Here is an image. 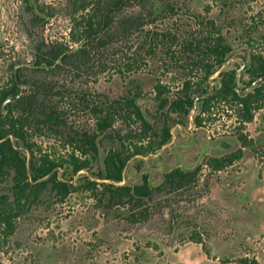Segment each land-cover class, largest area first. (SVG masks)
I'll return each mask as SVG.
<instances>
[{"label":"rangeland","instance_id":"obj_1","mask_svg":"<svg viewBox=\"0 0 264 264\" xmlns=\"http://www.w3.org/2000/svg\"><path fill=\"white\" fill-rule=\"evenodd\" d=\"M176 2L172 15L158 16L143 29L149 28L159 38L161 33H168L181 39L201 32L200 23L213 20L233 47L223 68L236 69L241 75L238 88L250 92L253 84L247 85L249 76L241 66L252 52L264 55V0ZM82 3L38 0L35 5L42 9L38 12L42 20L32 21L23 0H0V86L9 80L13 64L25 68L19 73L21 78L46 77L57 82L68 131L94 126L82 95L94 100L116 98L136 86L141 91L138 103L145 116L160 135L167 127L171 136L162 145L156 142L146 155L129 158L124 169L123 183H140L145 174L153 188L143 216L131 217L127 205L105 208L82 187L63 201L45 189L39 202L16 217L9 234L0 233V264H196L198 259L190 258L199 248L204 252L202 244L209 250L202 264H240L241 258L264 264V104L242 127L253 143L243 147L239 159L215 170L205 159L240 147L239 123L233 109L217 104L203 115L202 125L196 126L193 117L199 112L198 102L185 117L169 112L165 119L157 106L154 85L158 81L177 90L186 78L171 60V55H180L175 43L171 47L158 45L152 55H147L138 48L146 31L137 32L113 38L106 48L91 49L88 63L78 68L65 66L56 74L33 69L35 46L40 41L78 46L71 41V14ZM140 10L142 5H130L119 14H138ZM135 52H140L144 63L131 70L123 68ZM210 78L211 92L220 78L217 71ZM113 130L123 135L129 128L117 121ZM113 130L110 135H101L100 156L114 146ZM36 141L59 156L65 157L71 150L63 137L43 136ZM196 166H200L196 179L187 186L157 188L173 168ZM95 170L91 167L89 174ZM59 175L75 185L84 180L81 171L72 174L60 170ZM10 183H0V192L7 191ZM196 234L202 243L190 240Z\"/></svg>","mask_w":264,"mask_h":264},{"label":"trees","instance_id":"obj_2","mask_svg":"<svg viewBox=\"0 0 264 264\" xmlns=\"http://www.w3.org/2000/svg\"><path fill=\"white\" fill-rule=\"evenodd\" d=\"M23 1L31 20H42L38 15L42 9L35 5L38 0ZM130 5H142V10L138 14H119ZM176 5V0H83L79 9L81 11L74 10L71 14V41L78 46L70 48L58 40L50 44L40 41L35 46L32 66L35 70H49L53 74L65 66L78 68L88 63L91 49L106 48L113 38L128 37L143 31L146 32L138 48L144 49V54L152 55L158 45L169 44L171 47L175 43L180 55H171V60L185 72L186 78L177 90H170L157 81L154 85L157 106L167 119L169 112L185 117L198 102L199 112L193 117L196 126L202 125L203 115L209 114L217 104L233 109L240 122L237 137L241 147L225 155L205 159L207 166L220 170L242 156V147L253 143V139L242 134L241 130L245 122L253 120L255 111L264 104V55L254 52L249 55L244 66L249 76L246 82L255 83L250 92L241 95L236 89L235 69L223 68L233 51L232 44L213 20L200 21L201 32L188 34L181 39H175L168 33H161L159 38L157 34L149 32V28L143 29L149 27L158 16L172 15ZM127 59L123 68L128 70L144 63L140 52H135L133 57ZM11 69L9 80L0 86V183L11 180L7 191L0 192V233L9 234L16 217L22 210L39 202L45 189L56 200L63 201L77 187H82L105 208L127 205L131 217L143 216L145 201L150 199L153 188L145 174L142 175L141 183H123L124 169L129 158L146 155L156 142L157 145L167 142L170 132L164 126L160 135L145 116L138 103L141 95L138 87L127 89L116 98L104 96L94 100L82 95L80 99L92 114L94 126L88 130L71 128L68 131L65 112L58 100L61 90L57 82L46 77L21 78L19 73L25 69L21 64H13ZM124 71L120 73L124 74ZM216 71L220 78L219 84L210 92L207 80ZM191 77L198 79L193 80ZM23 84L28 86L27 92L7 102L2 110L3 101L16 95ZM172 91L174 94L171 97ZM117 121L126 124L128 132L122 135L120 131L113 130ZM111 130L115 131L112 136L114 146L100 156V137L110 135ZM43 136L63 137L64 145L70 144L71 150L65 157L46 151L36 141ZM91 167L96 168L93 175L89 174ZM199 168H173L164 174L157 188L167 186L179 189L187 186L195 181ZM60 170L72 174L84 172V180L75 185L71 179L60 176ZM190 240L202 243L199 234ZM202 248L209 256V250L203 244ZM239 263L257 264V261L241 258Z\"/></svg>","mask_w":264,"mask_h":264},{"label":"water","instance_id":"obj_3","mask_svg":"<svg viewBox=\"0 0 264 264\" xmlns=\"http://www.w3.org/2000/svg\"><path fill=\"white\" fill-rule=\"evenodd\" d=\"M238 81H239V78H237V82H238ZM27 90H28V86H27L26 84H23V85L21 86L19 92H18L16 95H14V96H9V97H7V98L3 101L2 105H1L2 110H3V106H4L7 102H10V101L16 99V98L19 97L21 94L26 93Z\"/></svg>","mask_w":264,"mask_h":264},{"label":"flooded vegetation","instance_id":"obj_4","mask_svg":"<svg viewBox=\"0 0 264 264\" xmlns=\"http://www.w3.org/2000/svg\"><path fill=\"white\" fill-rule=\"evenodd\" d=\"M245 64H246V62L244 63V61H243V64H242V68H243V70L245 71V68H244V66H245ZM232 69V68H231ZM218 72V71H217ZM235 72L237 73V70L235 69ZM237 78H239V81L237 82V84H236V89L240 92V94L241 95H244L246 92H248V91H246V90H244V91H241L239 88H238V84H239V82H240V76L238 75V73H237ZM248 83V82H247ZM251 84H253L254 85V82L253 83H248L247 85L248 86H250ZM236 118V120H237V122L240 124V122H239V120H238V118H237V116L235 117ZM246 123V122H245ZM241 132H242V134H246L245 132L243 133V129L241 130ZM239 133L240 132H238L237 133V136L239 135ZM170 136H171V133H170ZM240 142V141H239ZM240 147H241V142H240ZM243 148V147H242ZM238 149V148H237ZM236 150V149H235ZM141 181H142V177H141ZM141 183V182H140Z\"/></svg>","mask_w":264,"mask_h":264},{"label":"crops","instance_id":"obj_5","mask_svg":"<svg viewBox=\"0 0 264 264\" xmlns=\"http://www.w3.org/2000/svg\"><path fill=\"white\" fill-rule=\"evenodd\" d=\"M196 258L198 259V262L196 264H202L207 260V255L202 251V249L199 248V252H197V255H193L190 259H192L193 261ZM182 264H186V263H182Z\"/></svg>","mask_w":264,"mask_h":264}]
</instances>
